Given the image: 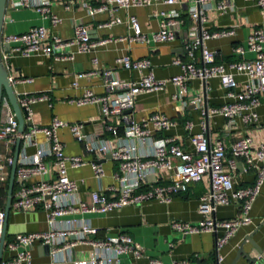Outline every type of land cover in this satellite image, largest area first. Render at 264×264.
Here are the masks:
<instances>
[{"label": "built area", "instance_id": "obj_1", "mask_svg": "<svg viewBox=\"0 0 264 264\" xmlns=\"http://www.w3.org/2000/svg\"><path fill=\"white\" fill-rule=\"evenodd\" d=\"M243 1L252 2L260 10H264V0ZM92 2L62 0L65 8L80 6L88 16L113 13L118 9L171 6L180 4L181 0H101L97 5ZM53 3L54 0H7L6 7L32 10L48 20L51 27H56L61 19L51 11ZM185 3L190 23L187 27L186 22L174 11L159 13V28L152 34L142 33L135 17H128L126 22L132 31V36L128 39L139 44H148L150 41L170 43L182 32L184 57L173 61V65L180 68L179 74L157 80L148 59H132L125 55L115 60V66L142 74L138 81H123L116 78L112 70H102L101 76L106 89L104 94L96 95L85 90L79 97L69 100L70 104L77 107L99 106L102 118L116 120L114 125L106 127V131L117 138L113 147L105 140L91 139L84 133L81 123L66 124L54 117L48 126L32 125V106L36 103H47L51 107L49 92L30 94L14 90L24 122L31 123L18 135L15 114L7 97L2 96L0 111H4V115L0 116V193L6 191L15 141L20 138L10 214L40 210L48 228L45 231L9 234L6 227L0 264H31L32 251L37 244L49 247L51 264H122V258L126 256L138 260L142 257V251L130 236L120 233L101 240L93 239L91 237L96 235L97 230L86 220L65 218L76 214L104 215L151 200L168 204L174 195L186 191L189 184L200 182L205 176L209 179L210 187L208 193L198 199L197 210L201 219L196 223L173 222L172 230L182 236L216 234L221 230V234L215 239V250L218 252L240 227L251 224L250 211L264 183V143L255 149V161L259 163V167L254 183L246 188L235 189L231 175L223 168L227 149L221 139H217L212 146L208 144L205 118L208 114L223 116L227 129L236 118L248 125L257 124L256 109L264 94V30H254L246 37L244 44L232 49L233 55L241 59L229 64L217 63L219 53L207 49L204 42L231 36L234 28L210 30L207 26L208 13L226 14L233 11L232 0H185ZM119 24L121 20L111 18L100 27L111 28ZM1 43L9 46L8 51H2L1 56L14 88L15 84L29 83L32 79L12 76V58L44 56L54 61H71L77 54L92 53L105 41H91L88 29L83 25H75L70 39L48 36L45 27L36 26L21 34L5 36ZM246 53L252 54V58L244 59ZM92 62L96 64L97 60L94 58ZM235 75L244 77L238 91ZM212 78L219 80L226 91L225 96L231 102L207 110L201 95L189 93L188 83L198 80L204 84ZM167 84L175 88L172 97L182 109L191 106L200 114V132L189 138L191 152H186L173 137H154V134L174 127L176 123L173 120L154 113L148 118L136 121L132 115L138 95L162 91ZM66 126L74 140L83 147L85 154L109 156L116 165L113 180L117 185L109 187L107 193L101 186L104 170L99 162L85 161L81 157L64 154V144L58 139L57 131ZM183 128L189 133L192 123L185 122ZM120 130L122 137H119ZM37 134L43 135L40 143L35 140ZM250 145L251 140L244 137L230 146V167L235 166L237 158H242L248 168L255 167L256 162L250 155ZM28 148H32L33 153L29 154ZM85 165L90 166L99 187L89 194L88 200L82 201L77 196V183L68 177L67 171ZM160 170L172 175L171 183H158L156 173ZM5 199L0 196V202H6ZM230 204H239L240 215L232 220L216 219L217 208ZM3 226L4 208H0V243ZM81 246H90L91 250H81L78 252L79 257L74 256V251ZM222 261L223 257L218 255L217 263L221 264ZM150 264H159V261L150 260ZM171 264L186 262L173 261Z\"/></svg>", "mask_w": 264, "mask_h": 264}, {"label": "crops", "instance_id": "obj_2", "mask_svg": "<svg viewBox=\"0 0 264 264\" xmlns=\"http://www.w3.org/2000/svg\"><path fill=\"white\" fill-rule=\"evenodd\" d=\"M91 1L94 5L101 2V0ZM232 4L234 10L226 14L208 13L207 26L210 30L234 28V34L231 36L204 42L207 49L219 53L217 63L229 64L241 59L233 55L232 49L244 44L246 37L254 30H264V10H260L252 2L243 0H232ZM51 11L61 19V23L56 27H51L48 20L32 10L6 7L2 38L24 33L32 27L43 26L47 29L48 36L55 35L62 39H70L73 27L83 25L88 29L91 41H105V43L98 46L92 53L75 55L71 61H54L44 56L12 58L10 60L12 76L32 79L29 83L15 84L14 90L30 94L50 93L51 107L47 103H36L32 106V125L48 126L54 117L66 124L81 123L87 136L93 140H105L113 147L117 138L107 132L106 127L114 125L116 120L102 118L99 106L77 107L70 104L69 100L79 97L85 90H90L96 95L104 94L106 89L101 76L102 70H112L113 75L123 81H138L142 74L115 66V60L125 55L132 59H148L152 65L153 76L157 80L168 79L179 74L180 68L173 65V61L184 57L182 32H179L176 39L170 43L150 41L148 44H139L128 39L132 36V31L126 22L128 17H135L141 32L152 34L159 28V13L174 11L186 22L187 27L190 24L187 4L185 0H181L180 4L171 6L153 5L128 10L118 9L113 13L88 16L80 6L65 8L62 0H54ZM111 18H118L121 24L111 28L100 27ZM94 58L97 60L96 64L92 62ZM251 58L252 54L249 53L244 56V59ZM234 79L238 91L244 82V77L235 75ZM188 90L193 95L202 96L207 110L231 102L225 96L226 91L216 78L209 79L204 84L198 80H192L188 83ZM174 92L175 88L167 84L162 91L138 95L135 98L132 115L136 121L148 118L154 113H160L173 120L176 123L174 127L168 131L156 133L154 137L157 139L173 137L186 152H191L189 138L200 132L201 117L199 112L191 106L182 109L173 100ZM259 101L260 104L256 109L258 122L255 125L245 124L240 118H236L233 125L227 129V122L223 116L208 114L205 118L207 124L205 136L208 144L212 146L217 139H221L227 149L223 168L231 175L235 189L251 186L256 178L259 163L255 161V149L259 144L264 143V94ZM185 122L192 123L189 133L183 128ZM57 136L64 144L66 156H78L85 161H97L102 165L104 177L101 186L106 193L109 187L117 185L113 180L117 168L109 156H101L98 153L85 154L83 147L72 137L68 126L58 129ZM119 137H122L121 130ZM244 137L251 140L250 155L256 162L255 167L248 168L242 158H237L232 168L229 165L232 159L229 148L234 142ZM35 140L38 143L42 142L43 135L37 134ZM33 151L32 148L27 149L29 154ZM174 163L178 164V161L174 160ZM67 174L77 183V196L82 201L88 200L89 194L99 187L89 165L68 169ZM156 178L159 184L166 185L171 183L172 175L160 170L156 173ZM209 187V179L205 176L200 182L189 184L186 191L174 195L168 204L151 200L104 215L76 214L65 219L86 220L91 227L97 230L96 235L91 237L93 239L101 240L120 233L130 236L141 248L142 257L138 260L132 256L123 257L122 264H150V260H157L159 264H171L173 261H185L186 264H218V255L223 257L221 264H249L239 252L242 246L249 257L254 258L253 256L257 254L247 241L249 237L260 251L254 264H264V183L250 211L251 224L240 227L218 252L215 250V239L221 234V230L216 234L202 233L190 236H182L172 230L173 222L196 223L201 219L197 210L198 199L208 193ZM239 215V204H230L218 207L215 218L232 220ZM7 225L9 234L45 231L48 228L44 214L40 210L13 213L9 216ZM81 250L89 252L91 247L81 246L74 251V256L79 257L78 252ZM31 264H51L48 249L38 244L35 245Z\"/></svg>", "mask_w": 264, "mask_h": 264}, {"label": "water", "instance_id": "obj_3", "mask_svg": "<svg viewBox=\"0 0 264 264\" xmlns=\"http://www.w3.org/2000/svg\"><path fill=\"white\" fill-rule=\"evenodd\" d=\"M6 2L7 0H0V101L3 95L7 97L9 104L18 122L17 133L18 135H21L23 131L26 129V127L30 126L31 123L24 122L21 110L17 104L16 96L14 93V88L9 81L8 72L2 61V56H1L2 51H8L9 49V46L7 44L1 43L2 28H3V23H4L5 11H6ZM20 146H21V140L20 138H17L15 141V146H14V151H13V161H12V165H11L10 172H9L8 182H7L6 202L4 206V226H3V234H2L1 243H0V255L2 252L3 243H4V235H5L6 227L8 224V219L10 216V203H11V197H12V192H13L14 183H15V173H16V168L18 164ZM250 238L251 237H249L247 241L252 246V248L257 252V254L253 256L254 258L249 257V254L243 250L242 246L240 247L239 252L247 260L249 264H254L256 263L259 257L258 253L260 254V251L258 250L256 245L252 242ZM44 247L47 248L49 251L48 246L45 245Z\"/></svg>", "mask_w": 264, "mask_h": 264}, {"label": "trees", "instance_id": "obj_4", "mask_svg": "<svg viewBox=\"0 0 264 264\" xmlns=\"http://www.w3.org/2000/svg\"><path fill=\"white\" fill-rule=\"evenodd\" d=\"M6 190H7V185H6ZM0 196H4L6 198V191L1 192ZM5 201H6V199H5ZM4 204H5V202H0V208H4V206H5Z\"/></svg>", "mask_w": 264, "mask_h": 264}, {"label": "rangeland", "instance_id": "obj_5", "mask_svg": "<svg viewBox=\"0 0 264 264\" xmlns=\"http://www.w3.org/2000/svg\"><path fill=\"white\" fill-rule=\"evenodd\" d=\"M4 115V111H0V116L2 117ZM11 215V214H10Z\"/></svg>", "mask_w": 264, "mask_h": 264}]
</instances>
